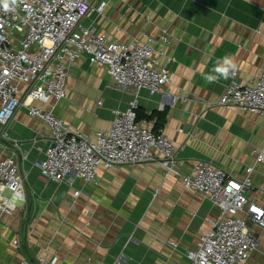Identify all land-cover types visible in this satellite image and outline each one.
Returning <instances> with one entry per match:
<instances>
[{
  "label": "crops",
  "instance_id": "crops-1",
  "mask_svg": "<svg viewBox=\"0 0 264 264\" xmlns=\"http://www.w3.org/2000/svg\"><path fill=\"white\" fill-rule=\"evenodd\" d=\"M90 1L94 9L82 23L95 32L121 43L157 40V66L169 67L170 82L153 95L140 89L137 112L172 141L178 174L164 175L154 161L98 168L90 184L51 181L38 165L49 144L47 128L20 105L7 137L0 138V157L17 159L25 203L12 216L0 213V264H37L51 257L57 264H111L119 255L120 264H190L186 252L216 216L210 200L183 187L196 161L237 180L252 167L245 195L264 208V158L255 160L264 144V114L220 106L229 78L211 84L203 78L225 55L239 66L238 83L264 74V0ZM101 2L106 6L99 13ZM164 32L167 43L161 41ZM131 97L113 85L103 66L80 58L69 67L65 96L34 105L51 109L92 140L109 128L112 110L124 111ZM248 229L258 239L248 264H264V232L251 223Z\"/></svg>",
  "mask_w": 264,
  "mask_h": 264
},
{
  "label": "built area",
  "instance_id": "built-area-1",
  "mask_svg": "<svg viewBox=\"0 0 264 264\" xmlns=\"http://www.w3.org/2000/svg\"><path fill=\"white\" fill-rule=\"evenodd\" d=\"M105 6L101 2L95 9L101 13ZM93 9L90 0H22L9 12L0 7V138L7 137V127L23 105L30 117L47 128L49 144L38 165L51 181L72 184L78 179L90 184L98 168L154 161L164 175H177L179 161L172 141L162 128L153 130L147 120L137 119V92L145 89L153 95L170 82L169 67L157 66L161 55L157 40L111 41L82 23ZM165 35L163 43L168 42ZM80 58L103 66L113 85L132 96L124 111L112 110L109 128L96 132L92 140L72 130L51 109L34 105L65 96L69 67ZM236 74L229 77L219 105L264 114V74L246 84L238 83ZM263 158L264 144L255 160ZM251 170L247 167L246 176L237 180L231 172L196 161L182 179L184 188L200 192L216 209L209 230L201 232L194 248L186 252L190 264H248L258 245L248 224L264 232V208L245 195ZM17 203H25L23 173L14 155L1 156L0 213L12 216ZM12 244L17 246V241ZM122 260L119 255L111 264ZM37 264H57V258H38Z\"/></svg>",
  "mask_w": 264,
  "mask_h": 264
},
{
  "label": "clouds",
  "instance_id": "clouds-1",
  "mask_svg": "<svg viewBox=\"0 0 264 264\" xmlns=\"http://www.w3.org/2000/svg\"><path fill=\"white\" fill-rule=\"evenodd\" d=\"M20 2H22V0H0V7H2L5 12L14 11L16 5ZM238 70L239 66L236 60L232 56L225 55L217 60L212 69V73L205 74L203 78L209 84L216 83L221 78L227 80L230 76L236 74Z\"/></svg>",
  "mask_w": 264,
  "mask_h": 264
},
{
  "label": "trees",
  "instance_id": "trees-1",
  "mask_svg": "<svg viewBox=\"0 0 264 264\" xmlns=\"http://www.w3.org/2000/svg\"><path fill=\"white\" fill-rule=\"evenodd\" d=\"M137 119L139 120L140 118H139V115H138V112H137ZM163 120H164V113H161V114H159V117L157 118V120H156V125H162V123H163ZM161 127V126H160ZM159 128V127H158ZM155 130V129H154Z\"/></svg>",
  "mask_w": 264,
  "mask_h": 264
},
{
  "label": "rangeland",
  "instance_id": "rangeland-1",
  "mask_svg": "<svg viewBox=\"0 0 264 264\" xmlns=\"http://www.w3.org/2000/svg\"><path fill=\"white\" fill-rule=\"evenodd\" d=\"M17 205H20V203H17Z\"/></svg>",
  "mask_w": 264,
  "mask_h": 264
}]
</instances>
